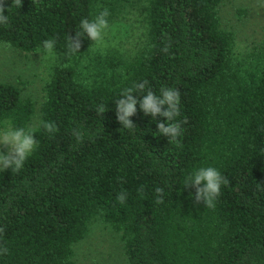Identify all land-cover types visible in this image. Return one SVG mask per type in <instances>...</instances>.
<instances>
[{
	"label": "trees",
	"instance_id": "obj_1",
	"mask_svg": "<svg viewBox=\"0 0 264 264\" xmlns=\"http://www.w3.org/2000/svg\"><path fill=\"white\" fill-rule=\"evenodd\" d=\"M222 1L5 0L1 42L23 51L44 50L47 39L56 46L31 128L37 147L19 172H0V246L9 249L0 264H76L74 245L95 223L119 235L127 264H264V41L240 50ZM105 8L109 24L133 14L142 43L98 53L85 34L79 52L66 55L81 19ZM144 80L156 94L179 89V146L158 132L166 119L139 104L134 128L118 122L115 100ZM34 112L32 99L0 82V125L28 129ZM209 166L229 181L214 207L184 187ZM122 190L124 204L116 200Z\"/></svg>",
	"mask_w": 264,
	"mask_h": 264
},
{
	"label": "clouds",
	"instance_id": "obj_2",
	"mask_svg": "<svg viewBox=\"0 0 264 264\" xmlns=\"http://www.w3.org/2000/svg\"><path fill=\"white\" fill-rule=\"evenodd\" d=\"M11 7H21V0H12ZM4 13L5 0H0V25H8L9 23V18ZM109 15V10L105 8L91 20L82 18L75 36H68L66 55L79 52L81 38L85 34L92 42L101 43L105 30L109 28L107 19ZM42 44L45 53H53L56 41L55 39H47ZM3 46L10 48L11 44L4 41ZM161 51L167 52L168 46H165ZM133 93L137 95L134 96ZM115 104L116 117L123 128L135 127L130 117L136 114L138 104L146 116L151 115L153 119H156L157 116L164 117L166 123L157 122L158 132L179 146L178 137L182 134L181 123H186V120L181 122L176 119L181 114L179 89L163 86L160 88L159 94H156L149 86V82L144 80L134 84L133 87L123 89L120 98L115 100ZM105 111L106 106L102 103L96 108L98 114H103ZM41 124L49 134L57 131V126L53 122L42 121ZM71 134L78 143L83 141L85 135L80 128H73ZM36 147L37 140L31 128L12 127L11 125L0 127V172L8 169L19 172ZM228 183V179L218 169L209 166L200 167L189 174L184 187L195 188L196 202L203 201L206 207H214V201L220 195L221 187L228 185ZM138 191L142 192L143 189ZM155 192L157 194L155 203H163L164 189L157 187ZM127 198L128 193L123 190L116 196V200L120 204H124ZM4 231L5 229L0 227V233ZM8 251L7 247L0 246V255H7Z\"/></svg>",
	"mask_w": 264,
	"mask_h": 264
},
{
	"label": "rangeland",
	"instance_id": "obj_3",
	"mask_svg": "<svg viewBox=\"0 0 264 264\" xmlns=\"http://www.w3.org/2000/svg\"><path fill=\"white\" fill-rule=\"evenodd\" d=\"M219 13L224 25L235 32L236 45L240 50L251 49L264 41V0H223ZM122 16L117 15L109 24L103 41L96 43L93 51L102 53L118 48L128 52L135 48V42L138 46L142 43L137 40L138 21L133 19L134 15L127 19ZM134 25L137 30L133 29ZM54 60L53 54L44 50L5 48L0 41V82L15 85L24 97L34 101L35 112L30 128L39 122L43 85ZM5 125L9 124L4 123L0 127ZM74 254L76 264H127L119 235L100 223L93 224L87 237L74 245Z\"/></svg>",
	"mask_w": 264,
	"mask_h": 264
}]
</instances>
